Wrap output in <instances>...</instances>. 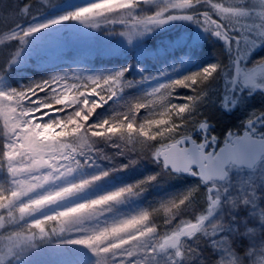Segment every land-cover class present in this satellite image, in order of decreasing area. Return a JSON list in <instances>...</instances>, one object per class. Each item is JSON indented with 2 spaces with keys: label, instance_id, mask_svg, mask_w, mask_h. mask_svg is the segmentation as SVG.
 Here are the masks:
<instances>
[{
  "label": "snow or ice",
  "instance_id": "6c2138e0",
  "mask_svg": "<svg viewBox=\"0 0 264 264\" xmlns=\"http://www.w3.org/2000/svg\"><path fill=\"white\" fill-rule=\"evenodd\" d=\"M155 2L96 0L58 19L25 27L22 19L30 15L34 0L18 10L13 3L7 11L5 0H0V48L18 42L0 66V77L20 57L29 37L64 21H79L92 28L108 25L110 30L122 25L118 33L132 43L171 20H191L224 41L228 58L227 63L221 60L159 84L127 105L126 111L98 123L90 122L97 109L132 86L125 78L128 69L103 77L69 79L55 75L22 88L0 91V170L6 181L0 186V264H14L22 254L49 242L53 236L69 233L76 238L65 242L90 249L97 257L95 264H186L200 255L199 248L189 241L195 239L199 243L202 237L209 238L213 248L225 252L215 264H264V243L241 257L226 236L212 239L229 230V224L222 218L206 223L223 205L229 191L215 178L227 177L226 165L231 162H243L264 152V132L253 126L257 122L264 124V113L247 122L249 130L242 136L229 133L218 151L208 150L217 144L214 135H205L199 143L193 138L197 130L209 128L206 120L193 115L207 95L205 85L209 81L221 73L226 80L230 78L235 88L239 79L246 84L255 83L254 75L264 72V58L253 67L245 64L257 37L264 38V0H165L151 14H136L137 9ZM197 5L208 10L186 14ZM180 87L195 93L184 97L187 102L183 104L173 102ZM145 110L149 115L141 122L138 117ZM52 116L55 118H49ZM114 139L118 142L111 146L119 149L116 155L136 153L137 159L152 158L162 163V170L169 174L188 172L202 177V183L208 186L201 192L197 185L135 215L105 220L106 213L130 197L140 196L159 175L73 202L110 172L129 167L120 165L73 179L80 170L96 166L98 158L112 159L96 145ZM137 159L130 164L137 163ZM257 195L253 185L247 193L232 196L227 202L233 208L240 204L255 207ZM198 201L203 202V211L197 208ZM161 212L162 225L156 219ZM184 213L191 216L186 219ZM259 219L264 223V210L259 211ZM50 224L56 226L46 228ZM256 231L248 228L244 234L255 235Z\"/></svg>",
  "mask_w": 264,
  "mask_h": 264
},
{
  "label": "rangeland",
  "instance_id": "374dc122",
  "mask_svg": "<svg viewBox=\"0 0 264 264\" xmlns=\"http://www.w3.org/2000/svg\"><path fill=\"white\" fill-rule=\"evenodd\" d=\"M29 2L31 0H5L7 4L5 11L12 9L13 3H16L15 7L18 10ZM95 2L96 0H48L45 4L43 0H34L30 15L25 16L22 23L25 27L47 23ZM164 3L165 0H156L153 4L137 9L136 14H151ZM108 27L111 26L101 25L99 28H92L79 21H64L35 33L28 38V43L23 46V51L17 61L4 70L3 76L0 77V91L22 88L55 75H64L69 79L75 76L103 77L128 69L125 78L132 82V86L97 109L90 122L98 123L111 118L118 112L126 111L127 105L159 84L183 78L209 65L217 64V62H205L204 59L211 58L212 55L207 57L205 53L196 55L193 51L194 47L199 48L200 45L209 46L214 37L212 38L209 34V38H206L203 33L192 30L186 20L177 19L172 25L164 24L155 27L143 36H138L132 43L118 33L122 25H116L111 30ZM17 45L18 42L13 41L6 47L0 48V66H3L5 57L9 52L15 51ZM219 76L217 74V78ZM216 79L205 85L207 95L193 113L199 119L214 125L226 117V109L230 103H225L231 101L230 98L233 96L230 89H222L219 86L220 79H217L218 82ZM193 95L195 93L189 88H177L173 102L186 103L187 101L183 98ZM225 97L228 99L226 100ZM148 115L146 110L142 111L138 119L142 122L143 118ZM49 118H55V116ZM117 142L114 139L98 143L96 148L112 159L98 158L96 166L84 168L73 177V179H79L117 168L120 165H129L127 168L110 172V175L104 179L106 184L101 182L100 184L104 185L99 191L94 190L92 198L135 184L149 176L159 175L157 180L149 184L140 196L130 197L118 204L112 212L106 213L107 215L122 213L123 210L138 214L140 211L158 206L162 201L180 196L197 185L200 186L201 192L207 187L198 176L191 173L172 172L169 174L167 170H162V163L152 158L137 159L138 154L136 153L116 155L119 149L111 145ZM133 159H137V163L130 164ZM5 183V173L0 170V186ZM219 183L227 187L229 191L224 197L223 205L206 223L210 224L222 218L224 223L229 224L231 226L229 230L212 239L218 240L220 236H226L231 243V248L243 257L246 251L259 248L264 243V223L259 219V211L264 210V157L253 169L231 167L227 179ZM253 185L258 194L255 207L240 204L233 208L227 202L232 196L241 195L242 192L247 193ZM86 192L88 189L74 198L73 202L84 200ZM197 208L203 211L202 201H198ZM183 215L187 219L191 213ZM163 217L162 212L157 215L158 224H163ZM55 226L50 224L46 228L50 229ZM248 228L256 229L255 235H245ZM69 239H74V237L68 234L53 236L49 242L41 243L37 248L22 254L14 264H60V258L52 260L49 256L53 254L70 255L72 248L69 243L65 242ZM189 243L199 248L200 255L186 264H215L217 259L225 255L223 249L213 248L207 237H202L199 243L195 239L190 240ZM71 256L75 255L71 253L70 260ZM44 257L46 259L42 260Z\"/></svg>",
  "mask_w": 264,
  "mask_h": 264
},
{
  "label": "flooded vegetation",
  "instance_id": "af4514ba",
  "mask_svg": "<svg viewBox=\"0 0 264 264\" xmlns=\"http://www.w3.org/2000/svg\"><path fill=\"white\" fill-rule=\"evenodd\" d=\"M213 2H223V0H213ZM205 10H208L205 6L197 5L194 9L187 10V14H193V12L198 14ZM176 20H171L166 25H172ZM186 21L188 22V25L192 30L203 33L206 38H209V34L212 38L214 37L212 42L209 43V46H207L208 48L205 47V45H200L201 47L199 46V48L194 47L193 51H195L196 55H204V53L206 54V57L208 55H212L211 58H205V62L207 61L219 63L221 62V60H223L225 63H227L228 58L227 55H225L226 49L224 41L216 37L212 32L205 31L200 24L195 23L191 20ZM257 41L258 42L252 45L249 49V54L245 60V64L247 67H253L256 62L264 58V38L257 37ZM218 74L220 75L218 78L221 81V83L219 82V86L222 89L229 88L230 92L233 95L232 98H230L231 101H227L225 103H230V105L227 106L226 109V117L222 118L220 122H217L216 125L208 122L209 128L206 131L197 130L193 133V138L196 139L198 143L203 141L205 135H214L218 138L217 144L209 146V151L213 149L218 150L220 147H222L229 133H236L237 135L242 136L246 130H249V125L247 122L250 119H253V117L258 115L259 113H264V87H258V85H264V72H259L254 75L255 83L246 84L242 78L239 79L236 83L235 88L232 87L230 78L226 80L223 74ZM253 126L256 127L260 132H264V124L257 122L254 123ZM231 167L236 166H229L228 173Z\"/></svg>",
  "mask_w": 264,
  "mask_h": 264
},
{
  "label": "bare ground",
  "instance_id": "6f19581e",
  "mask_svg": "<svg viewBox=\"0 0 264 264\" xmlns=\"http://www.w3.org/2000/svg\"><path fill=\"white\" fill-rule=\"evenodd\" d=\"M98 174V173H97ZM106 179V177L104 178ZM101 180L95 184H93L89 189L88 192H86V198L85 199H90L92 198V195L94 192V190L96 189L97 191H99L101 189V187L106 184L105 180ZM101 182H103L102 184H100ZM111 192V191H110ZM110 192H106V193H110ZM105 193V194H106ZM104 195V194H102ZM101 196V195H99ZM125 205V204H124ZM133 212L134 209L132 208ZM136 213V212H134ZM131 215H135L132 214L131 212L127 211V210H123L122 213H115L114 215H107L105 214V216L103 217V219L108 220V221H115V220H119ZM70 237H74L76 238L75 234H68ZM70 247L72 248V254H74L75 256H71V260H70V255H61L58 256L56 254L50 255L49 258H51L52 260H55L57 257L60 258L59 263L60 264H95L97 257L95 256V254L88 249L85 246L82 245H75V244H69ZM63 247H65L64 245H62ZM68 250L70 251V249L68 248ZM64 258V259H63ZM46 257H44L42 260H45Z\"/></svg>",
  "mask_w": 264,
  "mask_h": 264
},
{
  "label": "water",
  "instance_id": "95a60500",
  "mask_svg": "<svg viewBox=\"0 0 264 264\" xmlns=\"http://www.w3.org/2000/svg\"><path fill=\"white\" fill-rule=\"evenodd\" d=\"M224 146V145H223ZM222 146V147H223ZM220 147V148H222ZM214 150V149H213ZM219 150V149H218ZM217 150V151H218ZM212 151V150H211ZM264 156V152H257L255 153L253 156H251L250 158H248L247 160L243 161V162H231L230 164L226 165L227 171H228V167L230 165H235L239 168H246V169H253L263 158ZM174 173H188V172H174ZM228 177V175H227ZM227 177H225L223 180H221L220 178H215L218 182H223L227 179ZM198 178L202 181V177Z\"/></svg>",
  "mask_w": 264,
  "mask_h": 264
}]
</instances>
